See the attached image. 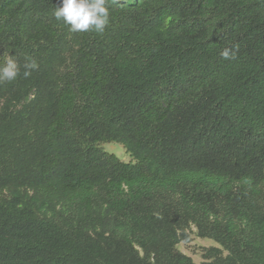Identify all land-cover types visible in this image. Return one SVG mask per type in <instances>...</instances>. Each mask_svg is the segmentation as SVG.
Instances as JSON below:
<instances>
[{
  "label": "trees",
  "instance_id": "16d2710c",
  "mask_svg": "<svg viewBox=\"0 0 264 264\" xmlns=\"http://www.w3.org/2000/svg\"><path fill=\"white\" fill-rule=\"evenodd\" d=\"M59 5L0 0V62L38 65L0 84V264H197L193 232L264 264V0H107L103 33Z\"/></svg>",
  "mask_w": 264,
  "mask_h": 264
},
{
  "label": "clouds",
  "instance_id": "9594fccd",
  "mask_svg": "<svg viewBox=\"0 0 264 264\" xmlns=\"http://www.w3.org/2000/svg\"><path fill=\"white\" fill-rule=\"evenodd\" d=\"M106 5L107 0H60V5L55 7L53 15L57 21L69 26L73 33L91 30L103 33L110 18V11ZM220 56L230 60L236 58V53L225 47ZM25 59L26 62L21 65L17 56L5 54L0 62V84L14 81L21 74V68L23 77L29 78L38 65L30 58Z\"/></svg>",
  "mask_w": 264,
  "mask_h": 264
},
{
  "label": "rangeland",
  "instance_id": "374dc122",
  "mask_svg": "<svg viewBox=\"0 0 264 264\" xmlns=\"http://www.w3.org/2000/svg\"><path fill=\"white\" fill-rule=\"evenodd\" d=\"M101 147L117 156L123 162H131L134 161L132 155L126 150L124 145L121 142L117 141H109L103 142ZM193 239L189 243L181 242L177 245L178 249H180L185 254L192 257V259L200 264L204 261L203 252L208 247H221L220 243H218L215 239L209 237H200L196 234V232L192 233Z\"/></svg>",
  "mask_w": 264,
  "mask_h": 264
}]
</instances>
